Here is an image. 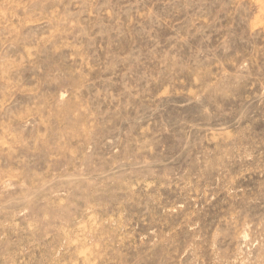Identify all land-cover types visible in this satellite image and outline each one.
Wrapping results in <instances>:
<instances>
[{"label":"rangeland","instance_id":"rangeland-1","mask_svg":"<svg viewBox=\"0 0 264 264\" xmlns=\"http://www.w3.org/2000/svg\"><path fill=\"white\" fill-rule=\"evenodd\" d=\"M0 264H264V0H0Z\"/></svg>","mask_w":264,"mask_h":264}]
</instances>
